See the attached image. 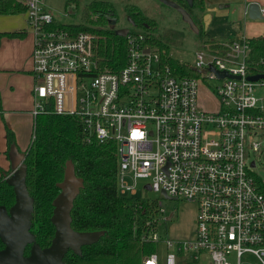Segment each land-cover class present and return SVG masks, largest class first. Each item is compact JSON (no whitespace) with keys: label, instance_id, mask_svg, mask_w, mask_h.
Instances as JSON below:
<instances>
[{"label":"built area","instance_id":"1","mask_svg":"<svg viewBox=\"0 0 264 264\" xmlns=\"http://www.w3.org/2000/svg\"><path fill=\"white\" fill-rule=\"evenodd\" d=\"M18 1L33 39V119L70 115L87 141H112L118 194L148 200L138 193L149 187L197 205L190 239L159 235L153 218L134 223L139 240L155 246L141 264H264V187L251 171L254 160L247 161L264 137V94L256 95L264 78L248 79L260 73L249 61L248 38L198 47L191 65L181 62L196 75L178 74L150 40L154 32L132 24L123 36L125 64L111 71L98 64L95 33L62 26L47 0ZM207 79L219 81L208 90L214 110L198 100ZM154 204L164 215L162 201Z\"/></svg>","mask_w":264,"mask_h":264},{"label":"trees","instance_id":"2","mask_svg":"<svg viewBox=\"0 0 264 264\" xmlns=\"http://www.w3.org/2000/svg\"><path fill=\"white\" fill-rule=\"evenodd\" d=\"M70 0H67V4ZM178 3L187 10L197 8L205 12L204 0H192L189 7L185 0ZM87 23H96L105 28H91L86 24H66L74 32L90 31L96 34L95 55L101 69L115 71L125 64V37L117 35L110 22L118 16L113 4L108 0H93L87 6ZM128 19L133 24L153 31L155 22L145 16L135 5L126 4ZM25 5L18 0H0V13H21ZM97 14V20L90 18ZM199 29L198 33L203 32ZM21 32H0L2 36H18ZM179 36V32L169 31L162 34L165 39ZM160 48L166 45L160 38L150 39ZM213 45L214 41H203ZM203 44V43H202ZM250 46L249 61L257 72L264 73V35L248 38ZM215 44V46H218ZM167 53V50H166ZM167 64L178 74L196 75L193 68L168 56ZM33 136V138H32ZM6 153L9 159L21 150L15 143L14 134L6 129ZM24 162L27 167L26 187L33 197L31 232L34 241L45 247L49 245L54 233L50 221L52 200L58 194L56 183L63 177L66 162L74 165L75 175L83 179V187L73 201L71 227L76 231H101L93 243L82 245L80 254L68 250L63 256L67 264H141L144 254L155 250L152 243H144L134 234L133 225H143L152 218L153 204L147 199L118 194L115 189V148L112 141L99 143L87 141L79 121L70 115L54 113L38 114L32 123L30 140ZM0 169V205L7 209L14 202V192L5 177L10 173ZM140 206V207H138ZM4 245L0 241V248ZM26 245L24 255L29 253Z\"/></svg>","mask_w":264,"mask_h":264},{"label":"rangeland","instance_id":"3","mask_svg":"<svg viewBox=\"0 0 264 264\" xmlns=\"http://www.w3.org/2000/svg\"><path fill=\"white\" fill-rule=\"evenodd\" d=\"M67 0H48V3L54 7L56 10V17L61 23L66 24H86L91 28L103 27L96 23H87L86 15H88V3L93 0H70L65 4ZM110 1L117 13L118 19L114 27H130L131 29H136L128 21V15L125 10L126 4L135 5L139 7L141 12L148 18L155 22L156 28L153 30L156 38L165 43L167 54L180 62H185L187 64H192L194 62L195 50L198 47H218L215 46L217 43H205L202 41H207L209 34L207 32L196 33L190 26L182 20L180 14L171 6L165 5L159 0H108ZM138 8V9H139ZM192 13H195L197 17L193 18L198 29H203L208 26L210 17H201L203 12L199 11L197 8L191 9ZM208 14V13H207ZM97 14H91L90 18L95 21L97 20ZM214 22V21H213ZM213 24V23H212ZM212 24L210 29H212ZM237 24L241 31L244 29L246 34L257 33L253 35H259L264 32V18L252 19L248 15L244 18L237 19ZM136 26V25H134ZM133 27V28H132ZM138 27V26H136ZM105 28V27H103ZM225 26L220 25L216 28V31L220 35ZM169 31L179 32V36H173L171 39H165L162 34L168 33ZM211 34V32H210ZM203 43V44H202ZM165 49V48H164ZM165 50V51H166ZM219 81L208 80L201 83L199 86L198 100L199 104L203 109L214 110L216 107V101L214 99L215 95L209 92V89L214 88ZM264 94V88H257L256 95L261 96ZM257 140H261V146L256 152H250L247 156L248 166L252 160L255 162V166L251 168L254 177L259 180V182L264 187V137H259ZM144 180H138V187L144 184ZM138 195H143L148 198L149 201H162V207L165 209L164 215L155 208L153 205L152 218L157 220V231L159 235L169 238L171 240H183L190 239L194 235L196 228V214L197 205L191 201L184 199H174L168 198L157 192L150 190L141 191ZM171 217L167 220H163V217ZM160 260L163 259V250L160 248L158 251Z\"/></svg>","mask_w":264,"mask_h":264},{"label":"water","instance_id":"4","mask_svg":"<svg viewBox=\"0 0 264 264\" xmlns=\"http://www.w3.org/2000/svg\"><path fill=\"white\" fill-rule=\"evenodd\" d=\"M165 5L173 7L194 32L199 29L196 26L188 10L176 0H159ZM189 7L192 0H185ZM222 4H219L221 7ZM247 15L252 19L262 18L259 5L250 2L247 5ZM208 16L207 13L204 14ZM133 24V21L128 19ZM116 20L110 22L115 25ZM115 33L125 36L128 27H117ZM224 73H219V77ZM264 78V73L249 75L248 79L257 80ZM25 153H14L10 159L11 171L5 177L14 192V202L7 209L0 205V241L3 247L0 248V264H67L63 256L68 250L80 254L81 246L93 243L97 240L101 231H76L71 227V209L73 201L83 187V179L75 175L74 165L68 160L66 162L63 177L56 183L59 188L58 194L52 200V214L50 221L54 226V233L49 245L40 247L34 241V234L31 232V215L33 210V197L29 195L26 187L27 167L24 162ZM149 190V187H146ZM164 196L167 195L164 193ZM172 213L167 216L171 217ZM30 244L29 253L24 255L26 245Z\"/></svg>","mask_w":264,"mask_h":264},{"label":"crops","instance_id":"5","mask_svg":"<svg viewBox=\"0 0 264 264\" xmlns=\"http://www.w3.org/2000/svg\"><path fill=\"white\" fill-rule=\"evenodd\" d=\"M250 2H256L264 8V0H204V13L210 17L204 30L209 34L207 41L219 43L239 36L251 38L264 35V32L259 35L246 34L237 24V19L247 15ZM47 4L55 12L56 9L48 0ZM219 4L222 6L219 7ZM220 25L225 28L219 35L216 28ZM0 32H21L18 36L0 38V169L8 170L11 164L6 153V129L13 132L15 143L21 151L27 147L32 130L33 117L30 110L34 80L29 56L33 39L27 29L25 12L0 13Z\"/></svg>","mask_w":264,"mask_h":264},{"label":"flooded vegetation","instance_id":"6","mask_svg":"<svg viewBox=\"0 0 264 264\" xmlns=\"http://www.w3.org/2000/svg\"><path fill=\"white\" fill-rule=\"evenodd\" d=\"M177 2H178V0H176ZM192 9V8H191ZM188 12L190 13V15L192 16V18H196L197 17V15L195 14V13H192V11L191 10H188ZM205 13H203L202 15H201V17L204 15ZM194 20V19H193ZM113 21V20H112ZM117 22V21H116ZM116 24V23H115ZM111 25V24H110ZM112 27L114 26V25H111ZM114 28H117V27H114ZM200 29V28H199ZM206 29V28H205Z\"/></svg>","mask_w":264,"mask_h":264}]
</instances>
